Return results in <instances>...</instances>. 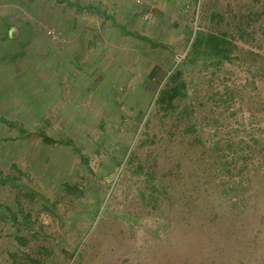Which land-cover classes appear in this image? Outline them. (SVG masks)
<instances>
[{"label":"rangeland","instance_id":"1","mask_svg":"<svg viewBox=\"0 0 264 264\" xmlns=\"http://www.w3.org/2000/svg\"><path fill=\"white\" fill-rule=\"evenodd\" d=\"M144 2L152 22L136 0L100 2L139 36L95 10L89 90L24 86L28 44H0V176L15 178L0 183V264H264V0ZM201 32L226 34L232 59L188 61ZM177 70L184 95L159 103Z\"/></svg>","mask_w":264,"mask_h":264},{"label":"crops","instance_id":"2","mask_svg":"<svg viewBox=\"0 0 264 264\" xmlns=\"http://www.w3.org/2000/svg\"><path fill=\"white\" fill-rule=\"evenodd\" d=\"M102 1L0 0V44H8L9 42L14 44L16 40L22 41L24 45L28 44L24 48L26 51L23 53L27 65L21 68V72H24L22 75L26 77L23 79L24 86L32 85L38 87L42 84H50L56 87L58 91L59 87L64 84L63 82H67L74 85L81 83L86 90L90 89L86 80L80 79L82 75H86L87 71L85 72V70L89 69V64L84 72H81L83 67L80 60L81 56L84 55V53L81 54L82 52L94 49L93 45L92 49H90V45L94 43V38L96 37V35L93 36L92 31L96 22L94 19L95 10L106 17L112 18L114 26H118L115 17L108 15L105 8L100 7V2ZM117 10H122V8ZM36 22L40 23V27L41 25L56 27L67 37V45L60 48L58 45L46 41L47 39ZM97 23L98 25L100 24L99 21ZM13 29L17 31L14 36L11 34ZM122 30L125 31V28ZM16 54L17 52L15 51L11 50L10 53L7 51L4 55L5 60L15 61ZM13 69L15 68L13 67ZM9 70L11 71V69ZM14 75V72H12V76ZM74 76L80 77L74 78ZM50 77L52 78L50 79ZM84 91L85 89L82 90V92ZM53 92H55V88L52 92H47L43 99L42 93H36L33 96V100L38 103L41 100L44 101V98L52 101L51 98L56 97ZM64 99L68 100L69 98L67 96ZM70 99L72 100V95ZM29 105L32 106L31 101Z\"/></svg>","mask_w":264,"mask_h":264},{"label":"trees","instance_id":"3","mask_svg":"<svg viewBox=\"0 0 264 264\" xmlns=\"http://www.w3.org/2000/svg\"><path fill=\"white\" fill-rule=\"evenodd\" d=\"M119 27L124 29L125 27L116 23ZM126 33L137 37L139 34L126 30ZM141 38L149 42L153 46H162L165 47L164 43H160L148 36L142 35ZM235 44L227 39L226 34H217V33H198L194 38L190 51L188 53V61L194 62L201 58L209 57L216 59L218 62L231 60L234 54ZM156 67L153 68L152 73L155 74ZM167 84L164 89L160 90L158 102L166 103L168 105L172 104L177 98L182 97L184 95L185 82L182 79L181 70H177L170 74L167 78ZM1 121H4L8 127H15L19 129L22 135L28 134L31 131L27 128V126L23 122H16L6 117L2 116ZM38 133L42 141L46 144H63V145H71L77 151L80 150L77 148L76 143L72 139H64V138H56L51 136L45 129L40 128L36 132ZM83 158V157H82ZM14 167H17L16 164H13ZM142 168V167H141ZM15 178L11 175L0 176V183L5 184L7 182H13Z\"/></svg>","mask_w":264,"mask_h":264},{"label":"built area","instance_id":"4","mask_svg":"<svg viewBox=\"0 0 264 264\" xmlns=\"http://www.w3.org/2000/svg\"><path fill=\"white\" fill-rule=\"evenodd\" d=\"M136 1L137 3H139L141 7H145L140 9L142 18L147 22H152L154 20V15H155L154 10L150 8V6H145L144 0H136ZM43 34L48 40L55 43L60 48L65 47L68 43L67 37L56 27L46 26L44 28Z\"/></svg>","mask_w":264,"mask_h":264},{"label":"water","instance_id":"5","mask_svg":"<svg viewBox=\"0 0 264 264\" xmlns=\"http://www.w3.org/2000/svg\"><path fill=\"white\" fill-rule=\"evenodd\" d=\"M12 36L17 34V31L15 29H13V31L11 32Z\"/></svg>","mask_w":264,"mask_h":264}]
</instances>
